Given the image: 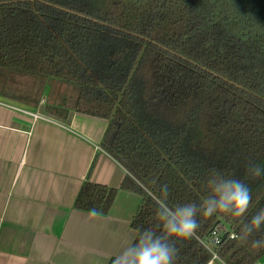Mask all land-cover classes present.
Segmentation results:
<instances>
[{
    "label": "trees",
    "instance_id": "1",
    "mask_svg": "<svg viewBox=\"0 0 264 264\" xmlns=\"http://www.w3.org/2000/svg\"><path fill=\"white\" fill-rule=\"evenodd\" d=\"M0 70L36 80L23 102L56 81L77 94L49 111L109 121L101 147L129 172L120 188L142 195L136 232L157 228L163 185L170 206L199 204L212 168L249 185L247 220L264 208V177L246 172L264 164V0H0ZM119 189L87 181L76 207L105 214ZM197 219L177 264H206L215 226L226 264L264 259V230L241 242L232 217Z\"/></svg>",
    "mask_w": 264,
    "mask_h": 264
},
{
    "label": "crops",
    "instance_id": "2",
    "mask_svg": "<svg viewBox=\"0 0 264 264\" xmlns=\"http://www.w3.org/2000/svg\"><path fill=\"white\" fill-rule=\"evenodd\" d=\"M59 85L49 82L35 105L18 97L28 87L0 84V264H109L137 233L142 195L120 188L129 172L101 147L109 121L49 111L63 102L43 105ZM87 181L120 188L107 213L76 207Z\"/></svg>",
    "mask_w": 264,
    "mask_h": 264
},
{
    "label": "clouds",
    "instance_id": "3",
    "mask_svg": "<svg viewBox=\"0 0 264 264\" xmlns=\"http://www.w3.org/2000/svg\"><path fill=\"white\" fill-rule=\"evenodd\" d=\"M246 172L252 178L264 177V164L249 161ZM205 184L207 194L199 204L188 202L173 206L168 203V186H161L155 200L157 228L137 231L119 252L109 257L111 264H177L180 254L177 244L196 235L200 227L198 216L223 214L232 217L240 227L239 233L233 232V239L241 242L264 230V208L250 220L246 219L252 203V191L244 180L212 168ZM252 247H264V236L253 240Z\"/></svg>",
    "mask_w": 264,
    "mask_h": 264
},
{
    "label": "rangeland",
    "instance_id": "4",
    "mask_svg": "<svg viewBox=\"0 0 264 264\" xmlns=\"http://www.w3.org/2000/svg\"><path fill=\"white\" fill-rule=\"evenodd\" d=\"M18 83V85H22L25 87H32L35 83L36 80L35 79H30L28 76L23 75L21 73H7L6 71H1L0 70V84L1 83ZM59 83V82H57ZM60 84V83H59ZM60 87H62L63 90V95L59 90H52V94H51V98L48 97V99L45 98V102L43 103L44 106H48V104H50L51 101H54V103H56V101L54 100L55 98L59 99L57 100L58 103H60L63 98H66V101H70L68 99H73L77 92L76 90H74L72 87H68L65 84H60ZM55 89V88H54ZM51 100V101H50ZM43 106V107H44ZM261 264H264V259L261 261Z\"/></svg>",
    "mask_w": 264,
    "mask_h": 264
},
{
    "label": "built area",
    "instance_id": "5",
    "mask_svg": "<svg viewBox=\"0 0 264 264\" xmlns=\"http://www.w3.org/2000/svg\"><path fill=\"white\" fill-rule=\"evenodd\" d=\"M0 105H6V104H5V102L0 101ZM11 107H14V109H18L20 111H23V112L31 115L34 118V120L44 118V116L41 115L38 111L25 110L23 108H19L16 106H11ZM219 232H220L219 227L215 226V228L213 229V231L210 235L211 241L204 243L205 247L211 253V258L209 259V261L206 264H226L225 261L220 257L218 249L215 248V246L221 242ZM230 237L233 238V233L231 234ZM256 264H261V263L258 262Z\"/></svg>",
    "mask_w": 264,
    "mask_h": 264
}]
</instances>
